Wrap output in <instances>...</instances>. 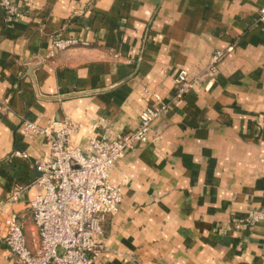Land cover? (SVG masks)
I'll return each mask as SVG.
<instances>
[{
  "label": "crops",
  "instance_id": "0c3cea01",
  "mask_svg": "<svg viewBox=\"0 0 264 264\" xmlns=\"http://www.w3.org/2000/svg\"><path fill=\"white\" fill-rule=\"evenodd\" d=\"M17 5L10 21L0 9V264H20L4 243L11 214L38 243L29 202L49 139L19 125L68 118L83 149L94 134L135 131L155 95L167 110L110 174L122 201L95 264H264V0ZM54 38L80 43L54 53ZM216 50L226 54L213 83L176 99L178 71L200 78Z\"/></svg>",
  "mask_w": 264,
  "mask_h": 264
},
{
  "label": "built area",
  "instance_id": "2783aa9c",
  "mask_svg": "<svg viewBox=\"0 0 264 264\" xmlns=\"http://www.w3.org/2000/svg\"><path fill=\"white\" fill-rule=\"evenodd\" d=\"M17 1L0 0V9L7 21L18 15ZM259 13L260 20L264 21V8ZM79 43L74 39L54 38L53 52ZM225 54L226 51L216 50L200 78L190 79L186 70H179L174 77L176 99L212 84ZM154 97L155 104L141 113L135 131L113 139L105 134H94L83 149L72 143L80 125L68 118L52 122L47 128L27 120L19 125L18 132L22 136L45 135L49 139V155L34 164V184L38 192L29 202L38 243L30 246L15 213L7 221L4 243L20 264H95L102 248L103 226L118 212L122 201L121 188L111 184L110 174L127 152L150 141L152 122L167 110V105L157 95ZM24 191L17 186L8 201H18ZM261 218L260 212L250 213L246 227Z\"/></svg>",
  "mask_w": 264,
  "mask_h": 264
}]
</instances>
